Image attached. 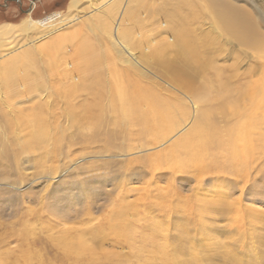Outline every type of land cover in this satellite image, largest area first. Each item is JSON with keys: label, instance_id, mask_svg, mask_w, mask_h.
Returning <instances> with one entry per match:
<instances>
[{"label": "bare ground", "instance_id": "1", "mask_svg": "<svg viewBox=\"0 0 264 264\" xmlns=\"http://www.w3.org/2000/svg\"><path fill=\"white\" fill-rule=\"evenodd\" d=\"M220 1L69 0V12L75 13L71 15L68 23L80 21L82 16L89 15L87 19H83L85 26L90 28L89 32L82 33L75 43L71 42L72 53L67 51V34L59 32L68 24L66 22L67 24L60 25L61 22L67 21L68 14L63 17L53 13L40 19L26 17L17 25L7 24L6 28L0 26V38L15 29L17 37L23 35L25 41L14 50H0V166L10 165L15 156L21 160L24 153H29L36 147L42 152L40 159L35 161L39 168L43 167L46 158L58 159L56 156L58 152L61 153L63 146L62 119L67 123L69 121V125L76 128L77 131H73V134L78 132L85 135V123L82 120L94 117L96 123L90 125L89 137L85 138L86 135L83 142L93 145L98 144L100 140L103 145L106 144L103 150L107 153L117 148H114L115 139L124 134L130 137L134 130H137V139L140 142L137 147L140 149L161 143L178 128L184 127L181 125L185 124V120L190 116V105L187 102L176 104L174 100L164 98L150 83L163 75L194 98L193 122L188 128H183L184 131L159 153L158 160L149 162L144 155L131 157L127 160V169L141 163L153 169L162 168L164 165L172 170V167L176 166L177 171L184 173L190 172L191 168H198L199 172L227 173L238 177H249L251 170L258 165L264 170V128L261 126V122H264V79H251V75L249 80L242 79L233 84L234 74L215 62V17L221 22V26L217 24L220 29L235 33L232 36L236 35L241 43L255 44V41L242 31L247 28L241 29L240 24V27L237 25L238 21L234 17L238 15L234 12H231L234 16L231 13L229 15L230 5L228 8V3H218ZM24 46L26 48L3 58ZM42 51L46 54L42 57L46 59L37 55ZM151 76L156 77V80ZM68 77L71 78L69 89H72L73 95H76V92L93 93L92 99L87 103L83 101L77 105L72 104L68 109V84H64ZM51 78L55 79L54 82L65 85L64 98L58 99L52 94L56 93L57 89L50 86ZM107 78L113 79L115 83L110 85ZM143 80L150 82L144 84ZM19 97L21 103L29 101L28 108L16 104L8 105L12 98ZM60 102L66 103L64 111L62 109L60 113L55 114L53 110L57 105L61 106ZM4 105L11 108L8 116L12 115V118L9 117L6 121H3L5 113L2 115ZM107 108H110L115 116L112 118L113 127L104 133L101 126L111 124H106L108 120H105L104 111ZM175 109H179L178 121L185 119L178 125L174 117ZM53 131L56 132L53 134ZM112 146L114 149H109ZM112 152L114 156H124L121 149H116L113 152L115 154ZM175 154L177 157H174ZM148 188L152 189V185ZM170 190L175 189L172 186ZM150 197L151 194L144 193L139 200L145 201ZM169 198L163 199L154 195V205L159 206L161 212L165 210L166 213L172 214L173 206L166 208L160 204ZM191 206L199 213L198 219L192 216L191 221L196 230L208 222L207 217H203L204 214H224L228 210L214 202H208L202 207L190 202L189 207ZM127 209L126 206L117 207L116 213L109 215L106 220L111 224L120 221L128 214ZM242 215L244 221L241 224H245L249 230V233L245 234L247 236L257 229L255 225L264 224V216L253 209H244ZM11 229L12 235L19 236L20 242L24 244L20 245L21 249L31 253L38 252L33 249V243L37 241L36 236L39 233L37 234L32 226L23 222V226ZM257 231L260 234V230ZM64 232L55 236L44 235L40 246L47 250L46 244H52L57 251H62L60 254L56 251L51 256L50 261L53 264L61 261L62 256L73 259L72 263L78 264L74 253L81 249L79 238L84 236V233L72 235L63 234ZM4 234H0V244L5 242ZM151 234L156 238L155 233ZM259 234L251 237L252 241L246 249L254 256L255 264H264L260 261V258L264 257V239ZM184 238L189 240V235ZM151 241L156 243L155 239ZM179 241L181 242L180 239ZM161 248L171 251L173 258L186 256L181 254L180 243L171 248ZM229 254L230 252L226 254L223 264H252L235 253V259H231ZM164 257L167 258L165 254ZM29 258H25V264H28Z\"/></svg>", "mask_w": 264, "mask_h": 264}, {"label": "rangeland", "instance_id": "2", "mask_svg": "<svg viewBox=\"0 0 264 264\" xmlns=\"http://www.w3.org/2000/svg\"><path fill=\"white\" fill-rule=\"evenodd\" d=\"M218 3H228L226 7H231L234 10L232 11L230 8L229 15L231 12L238 15L234 17L238 21L237 25L240 24L241 29L247 28L242 31L246 32V35L249 34L248 37L253 39L255 44L243 42L242 44L236 35L232 36L235 33L220 29L217 24L220 25L221 22L215 17L217 23L215 25L217 55L215 62L217 61L216 63L227 72L234 74L233 84L238 80H249L251 75V79H264V0H221ZM68 4L69 0H0V26L6 28L7 24L17 25L26 17L40 19L53 13L63 17L70 13L69 17L67 15V21L61 22L60 25L68 23L71 15L75 13V11L69 12ZM88 16H82L80 21L66 23L67 25L59 30V32L67 34L68 53L73 52L71 42L75 43L79 36L83 35L82 33L89 32L90 28L85 26L84 20ZM232 16L234 15L232 14ZM56 22L59 21L56 20ZM14 30L11 29L9 33L2 35L0 50H14L25 42L23 41L24 36L17 37ZM24 48L26 46L3 58ZM42 52H38L37 55L46 59L44 56L42 57V55H46L45 52ZM106 73L108 75L107 71ZM151 77L156 80V77ZM108 78L110 79L109 75ZM160 78L151 82L143 81L144 84L150 82L154 85L157 93H160L164 98L174 100L176 104L187 102L190 105V116L187 121L185 119L178 121L179 109L174 110L177 125L185 120V124L181 125L184 127L178 128L175 133L169 135L161 143L140 149L137 147L140 145L137 139V130H134L130 137L124 134V136L121 135L115 139L114 148L123 150L124 156H114L111 154L112 151L107 153L103 150L106 144L103 145L100 140L98 144L93 145H86L83 142L85 138L89 137L90 125L96 123L94 117H89L88 120L85 119L86 121L82 120L85 123L83 130L85 135L78 132L73 134V131H77L76 128L71 127L69 121L67 123L65 119L60 118L62 119V124H60L65 128L63 127L64 131L61 132L63 146L60 151L62 154L58 152L56 156L58 159L55 157L46 158L43 167L39 168L35 161L40 159L42 152L36 147L29 152L30 154L24 153L21 160L12 156L13 161L10 165L0 166V178L7 179L0 180V234L5 233L6 236L5 242L0 244V264H25L26 257H30L28 264H53L50 258L57 249L52 244H46V250L45 247L40 246V240L50 234L61 235L64 231L63 234L72 235H76L78 232L84 233V236L79 238L82 247L74 253V257L79 261L78 264H177V262L179 264H212L211 262L223 264L227 257L226 254L229 252L231 259H235V253L242 256L247 263L255 264L254 256L250 255V251L248 252L246 248L252 238L259 234L257 229L260 230L259 235L264 239V224L255 225L257 229L252 230V233L247 236L245 234L249 233V230L241 222L244 221L242 212L246 208L253 209L264 216V170L260 168V165L251 170L249 177H238L227 173H204L203 171L199 172L198 168H191L190 172L184 171L183 173L177 171L178 167L176 166L172 167V170L168 167L165 168L164 165L161 166L162 168L153 169L147 164L141 163L126 168L127 160L131 157L144 155L149 162L158 160L159 153L193 122L195 108L192 107V104L194 98L179 85L167 80L165 76L160 75ZM50 80H52L50 86L57 89L56 93L52 94H55L58 99L64 98L65 87L63 86L65 83L68 84V109L72 104L77 105L83 101L87 103L92 99L93 93L76 92V95H73L72 89H69L71 84L69 77L67 82L62 85L54 82L53 78ZM52 82L54 83L52 84ZM109 83L113 85L115 82L111 79ZM57 86L58 88H56ZM20 101V97L12 98L8 105L16 104V106L21 105L26 108L30 105L29 101L22 103ZM106 103L105 98V107ZM59 104L61 106L57 105L56 110H53L55 114L60 113V110L66 105L65 102ZM9 109L11 110L6 106L5 109L2 108L4 110L2 115L5 113L3 121L9 117L12 118V115L8 116ZM110 110L107 108L104 111L105 120H108L106 124L111 123L101 126L104 133L113 127L112 118L115 113ZM261 126L264 128V122H261ZM54 132L56 131H53V134ZM69 140L70 142H68ZM31 144L33 145V143ZM114 148L112 146L109 149ZM174 157L177 155L175 154ZM150 184L152 189L148 188ZM172 186L174 191L170 190ZM144 193L151 194V197L145 201L139 200ZM154 195L163 199L170 197L169 200H164L160 204L166 208L173 206L174 212L172 214L166 213L165 210L161 212L159 206L154 205ZM190 202H194L198 207H202L208 202H214L228 210L224 214H204L203 217H207L208 222L196 230L192 227L191 221L192 216L198 219L199 213L192 206L189 207ZM120 206H126L128 214L123 216L120 221L111 224L106 218L115 214L116 208ZM23 222L32 226L37 234L39 233L38 236L35 235L36 243H33V249H37V253L21 249L20 245H24L20 242L21 239L19 236L12 235L11 228H19V226H23ZM121 225L123 228H118ZM40 230L42 232H39ZM151 233H155L156 238ZM186 235H189V240L184 238ZM151 239H155L156 243H153ZM117 240H124V242ZM179 243L181 254L186 255H181V258H173L170 254L171 251L161 248L162 246L171 248ZM57 252L60 254L62 251ZM164 254L167 258L164 257ZM60 260L54 263L77 264L72 263L73 259L69 260L64 256ZM260 261L264 262V257H261Z\"/></svg>", "mask_w": 264, "mask_h": 264}]
</instances>
